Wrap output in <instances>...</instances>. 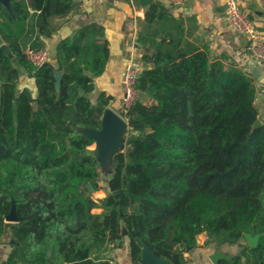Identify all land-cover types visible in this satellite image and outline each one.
I'll return each mask as SVG.
<instances>
[{
  "label": "trees",
  "instance_id": "trees-1",
  "mask_svg": "<svg viewBox=\"0 0 264 264\" xmlns=\"http://www.w3.org/2000/svg\"><path fill=\"white\" fill-rule=\"evenodd\" d=\"M132 1L145 8L135 38L150 49L149 67L136 88L150 104L127 112L99 198L94 141L79 129L98 130L110 100L88 97L109 58L103 27H78L35 67L26 49L41 47L79 0H10L11 13L0 3V37L15 59L0 50V239L9 233L28 264H117L102 254L124 237L132 264L144 245L155 264H185L204 234L239 248L216 264H263L264 123L253 81L192 41L159 0ZM12 209L18 220L7 222ZM244 234L258 235L254 248Z\"/></svg>",
  "mask_w": 264,
  "mask_h": 264
},
{
  "label": "crops",
  "instance_id": "crops-1",
  "mask_svg": "<svg viewBox=\"0 0 264 264\" xmlns=\"http://www.w3.org/2000/svg\"><path fill=\"white\" fill-rule=\"evenodd\" d=\"M159 1L171 15L182 17L185 28L191 33L190 39L199 47H205L211 57L221 58L225 63L237 66L251 77L255 86L257 124L264 123V62L251 55L246 37L236 33L230 26L225 12V0H180L177 3ZM82 5V9L78 4L69 15L56 20L59 26L51 37L43 40V45L54 54L58 41L78 27L89 23L101 25L104 39L108 43L109 58L102 75L93 77L94 87L88 97L95 102L98 95L103 93L110 98L105 109L119 116L121 106L119 76L125 64L131 60L139 71L149 67L143 63L142 56L149 54L150 49L138 44L135 38L143 24L145 8L133 3L132 0H86ZM240 6L253 27L264 34V0H241ZM138 100L150 104V100L142 93L139 94ZM120 119L122 125L117 129L119 134L115 148L122 150L130 127L125 118ZM82 130L87 134L94 131ZM121 229L125 231L123 226ZM244 244L246 245V242ZM231 247L230 250L228 245L215 246L207 243L206 236L200 234L197 246L185 250V264H213L211 257L214 254L230 257L239 251L238 247ZM102 257L112 258L117 264H132L128 239L124 237L120 246H117L116 242H109ZM0 264H28L9 233H5L0 239Z\"/></svg>",
  "mask_w": 264,
  "mask_h": 264
},
{
  "label": "built area",
  "instance_id": "built-area-1",
  "mask_svg": "<svg viewBox=\"0 0 264 264\" xmlns=\"http://www.w3.org/2000/svg\"><path fill=\"white\" fill-rule=\"evenodd\" d=\"M79 0V6L82 9L83 2ZM171 3H177L180 0H168ZM241 0H225V12L232 29L241 35H244L248 41V49L251 55L264 62V34L256 30L249 18L242 12L240 6ZM26 55L29 61L35 66L40 67L50 60V50L42 45L39 48L30 45L26 49ZM139 76V69L129 60L120 76L119 86L121 92V106L119 116L126 117L130 107L138 100L140 92L136 88V82ZM126 120V118H125Z\"/></svg>",
  "mask_w": 264,
  "mask_h": 264
},
{
  "label": "water",
  "instance_id": "water-1",
  "mask_svg": "<svg viewBox=\"0 0 264 264\" xmlns=\"http://www.w3.org/2000/svg\"><path fill=\"white\" fill-rule=\"evenodd\" d=\"M0 3L6 8L8 13H11L10 0H0ZM0 50H2L5 53V55L8 56L12 61L15 60L9 47L5 44V42L1 39V37H0ZM55 76L58 81L60 73L57 72ZM121 125L122 123L120 117L115 113H113L112 111H110L109 109H105L101 117L100 128L98 130L92 129L94 131L90 132L89 134H87V132L86 133L80 131L79 132L93 139V141H95V146L99 151L103 147H106L116 142V131L118 128L121 127ZM80 129L82 130V129H91V128H80ZM88 187H90L89 184ZM5 220L7 222L18 220V217L15 215L14 209L11 210L10 214L5 218ZM121 231L125 232L122 229ZM244 239L248 248H254L257 243L258 235L244 234ZM220 258H228V257H220L218 254H214L211 257V261L213 262V264H216L217 260ZM140 262L141 264H155L162 262V260L155 257L151 249L148 246L144 245L141 251Z\"/></svg>",
  "mask_w": 264,
  "mask_h": 264
},
{
  "label": "rangeland",
  "instance_id": "rangeland-1",
  "mask_svg": "<svg viewBox=\"0 0 264 264\" xmlns=\"http://www.w3.org/2000/svg\"><path fill=\"white\" fill-rule=\"evenodd\" d=\"M80 132L86 133L84 130H79ZM120 147V145H119ZM90 149L92 150V152L94 153V155L97 158V164L100 170V177H99V184H100V190L98 191H93L92 192V196L93 198H99V197H103L108 193V190L106 188V180L108 179V177L110 176V174L112 173L113 170V160H112V155L118 151H120L117 148H114L109 154H107L106 158H100L97 156L96 154V146H95V141L94 144L90 147ZM231 246L228 245V249L231 250Z\"/></svg>",
  "mask_w": 264,
  "mask_h": 264
},
{
  "label": "bare ground",
  "instance_id": "bare-ground-1",
  "mask_svg": "<svg viewBox=\"0 0 264 264\" xmlns=\"http://www.w3.org/2000/svg\"><path fill=\"white\" fill-rule=\"evenodd\" d=\"M118 134L119 132L117 131L116 133V139L118 140ZM117 142V141H116ZM116 147V143L110 144L106 147H103L101 150H96V154L100 158H106L107 154H109L114 148Z\"/></svg>",
  "mask_w": 264,
  "mask_h": 264
}]
</instances>
